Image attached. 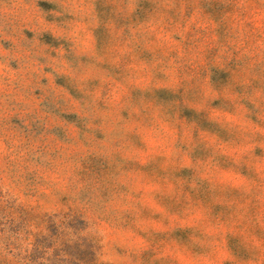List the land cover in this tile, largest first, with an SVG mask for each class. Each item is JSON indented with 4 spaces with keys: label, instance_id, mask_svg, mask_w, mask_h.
Segmentation results:
<instances>
[{
    "label": "rangeland",
    "instance_id": "rangeland-1",
    "mask_svg": "<svg viewBox=\"0 0 264 264\" xmlns=\"http://www.w3.org/2000/svg\"><path fill=\"white\" fill-rule=\"evenodd\" d=\"M0 264H264V0H0Z\"/></svg>",
    "mask_w": 264,
    "mask_h": 264
}]
</instances>
